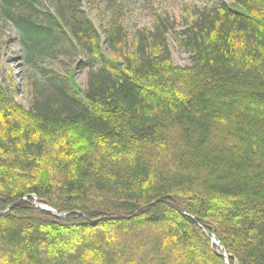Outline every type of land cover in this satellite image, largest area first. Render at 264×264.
I'll return each mask as SVG.
<instances>
[{
  "label": "trees",
  "instance_id": "trees-1",
  "mask_svg": "<svg viewBox=\"0 0 264 264\" xmlns=\"http://www.w3.org/2000/svg\"><path fill=\"white\" fill-rule=\"evenodd\" d=\"M102 1L100 32L81 0H0L29 63L80 50L88 75L37 70L29 109L0 82V264H264V0L135 35Z\"/></svg>",
  "mask_w": 264,
  "mask_h": 264
},
{
  "label": "rangeland",
  "instance_id": "rangeland-1",
  "mask_svg": "<svg viewBox=\"0 0 264 264\" xmlns=\"http://www.w3.org/2000/svg\"><path fill=\"white\" fill-rule=\"evenodd\" d=\"M45 7L47 3L53 5L54 0H40ZM84 11L89 12L95 25L102 32L107 28L109 13L105 3L97 0H81ZM191 0H119L126 11L124 24L135 35L136 31L150 29L153 23V10L165 11L176 17L179 24L185 23L186 18L196 9ZM21 7L19 3H16ZM1 5V3H0ZM185 7L189 9H185ZM42 9L43 6H41ZM191 18V17H190ZM182 27L178 25L177 29ZM169 50L173 63L180 67H188L193 63L192 54L179 47L171 34L167 35ZM72 43V42H70ZM87 56L85 52L76 50L71 57L60 56L59 59L44 58L35 65L26 60V52L20 44V35L17 28L10 22H5L0 13V82L9 91L18 103L29 109L32 105V88L29 78L43 68H52L72 76L76 89H87ZM39 67V68H38Z\"/></svg>",
  "mask_w": 264,
  "mask_h": 264
},
{
  "label": "water",
  "instance_id": "water-1",
  "mask_svg": "<svg viewBox=\"0 0 264 264\" xmlns=\"http://www.w3.org/2000/svg\"><path fill=\"white\" fill-rule=\"evenodd\" d=\"M35 200H36V202H34V204H36L40 209L47 210V211H51L53 214H58V212L55 209H53L52 207H50L48 205H45V204L38 203L37 202V197H35ZM59 216H62V215L60 214ZM213 241L217 244V246L221 250H223V246L221 245V242L216 237L213 238ZM223 255L226 256V254L224 252H223Z\"/></svg>",
  "mask_w": 264,
  "mask_h": 264
}]
</instances>
